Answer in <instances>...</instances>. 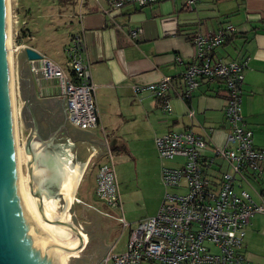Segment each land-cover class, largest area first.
I'll list each match as a JSON object with an SVG mask.
<instances>
[{
  "label": "crops",
  "instance_id": "crops-1",
  "mask_svg": "<svg viewBox=\"0 0 264 264\" xmlns=\"http://www.w3.org/2000/svg\"><path fill=\"white\" fill-rule=\"evenodd\" d=\"M184 1L165 0L141 6L127 2L119 8H111L106 0H80L75 7H72L74 2L70 7L67 3L63 5L69 10L57 15L56 23L64 24L68 20L70 26L63 40L61 38L60 48L65 49L71 35L80 36L85 45L89 77L94 84L96 124L85 129L66 121L56 79L45 78L40 71L30 69L24 46L49 59L39 44L29 41L33 33L22 32L20 41L17 40L18 45H23L16 47L12 56L17 130L25 139L32 132L28 107L36 122V133L42 140L62 124L53 135L52 143L58 142V146L69 149L76 161L87 154L95 156L82 172L69 206L67 195L58 193L51 204L55 213L49 212L51 220L58 216L59 230L51 229L62 236L64 264H110L108 255L125 249L128 233L136 221L156 212L163 184L159 178L161 161L153 143L155 136L182 130L201 134L208 142L201 149L202 159L212 156L215 146L224 144L223 92L218 85L200 81L189 97L181 96V73L192 61L191 40L195 32L210 34L227 25L234 28L233 34L228 35L230 37L216 47L213 54L223 61H245L239 93L240 112L244 125L251 130L253 145L264 147V0H237L235 3L197 0L191 10L184 9ZM218 1H224L222 7H215ZM54 16L44 15L43 18L51 29L50 17ZM50 27L46 25L49 31ZM135 28L139 29L138 34L130 38L128 33ZM23 37L29 39L25 41ZM47 38L50 39L49 35ZM164 77L169 78V87L159 97L148 90H135ZM163 104H167L169 110L163 109ZM190 110L192 114L188 115ZM105 142L110 149L111 163L113 167L116 165V170L113 169L119 183L120 209L108 207L93 195L96 168L108 159ZM180 162L181 159L175 157L164 164L176 166ZM227 169L224 159L214 157L204 174L215 181ZM259 170L258 175L246 170L242 177L235 176L232 183L234 190H246L254 202L264 201V161L260 162ZM147 194L156 196L145 214L135 216L131 206L133 199H142L146 207L143 198ZM60 195L65 201V215L56 213V200ZM119 216L123 219L121 222L116 219ZM70 219L81 234L70 225ZM82 237L84 246L77 253ZM240 251L248 264H264V214L250 216Z\"/></svg>",
  "mask_w": 264,
  "mask_h": 264
},
{
  "label": "built area",
  "instance_id": "built-area-1",
  "mask_svg": "<svg viewBox=\"0 0 264 264\" xmlns=\"http://www.w3.org/2000/svg\"><path fill=\"white\" fill-rule=\"evenodd\" d=\"M160 1L165 0H106L111 8H119L127 2L141 6ZM196 1L185 0L184 9L191 10ZM233 30L227 25L210 34L195 32L191 40L194 47L192 61L181 73L182 97H189L200 81L215 82L223 92L224 144L215 146L213 155L202 159L201 149L208 142L201 134L182 130L167 131L154 137V148L161 161V183L165 187H178L184 180L185 190L164 192L156 212L136 221L131 228L125 249L108 255L110 264H140L142 261L149 264H248L240 245L250 216L264 214V201L254 202L246 190H234L232 183L235 176L242 177L246 170L259 174L264 147L253 145L251 130L244 125L240 112L239 93L245 61H223L212 51ZM138 31L132 29L128 35L136 37ZM64 55L67 74L45 58L46 64L29 61L30 69L40 71L45 78L56 79L69 124L80 129L92 127L97 119L94 84L85 61V45L78 34L70 36ZM168 87L169 78L164 77L135 90H148L159 97ZM162 108L169 110L167 104ZM191 114L192 111H188V115ZM104 146L108 159L96 168L93 195L108 207L120 209L110 149L106 142ZM175 157L181 159L176 166L164 164ZM214 157L224 159L228 165L215 181L204 174L205 167ZM116 219L123 220L121 216ZM211 245L215 251L211 250Z\"/></svg>",
  "mask_w": 264,
  "mask_h": 264
},
{
  "label": "water",
  "instance_id": "water-1",
  "mask_svg": "<svg viewBox=\"0 0 264 264\" xmlns=\"http://www.w3.org/2000/svg\"><path fill=\"white\" fill-rule=\"evenodd\" d=\"M3 5L4 0H0V264H49L41 235L44 231H40L37 223L38 191L47 192L49 197L54 193H65L69 206L82 172L95 156L87 154L76 161L69 149L53 144L52 137L62 124L42 140L36 133V122L24 104L32 122V132L23 142L19 156L26 164L25 182L29 191L24 192L19 187L13 161ZM23 52L28 62H47L29 46H24ZM70 225L81 234L75 223ZM83 246L82 237L77 253Z\"/></svg>",
  "mask_w": 264,
  "mask_h": 264
},
{
  "label": "rangeland",
  "instance_id": "rangeland-1",
  "mask_svg": "<svg viewBox=\"0 0 264 264\" xmlns=\"http://www.w3.org/2000/svg\"><path fill=\"white\" fill-rule=\"evenodd\" d=\"M8 1H9L8 4H9L10 16H11L10 18V21H11L10 34L11 35L10 36H11V43H12V47H11L12 56L14 57V50L16 49V47L23 46L21 44L18 45V42L16 40L17 35L21 34L22 32L23 33L25 32L27 34L28 32L29 34L33 33V36L30 37L31 40L29 39V37L24 38L26 36L23 37V40L26 41V39H29L31 43L35 42L39 44L41 50L46 52L47 57L51 59L52 61H50L49 59L47 60H49L53 64H55L54 62H57L59 67L65 72L67 69L66 58L64 55V50L62 51L60 48V43H61V38L63 40V38L66 36V32L70 25H69L68 20H66L64 24H57L56 19H58L57 15H59L62 11L69 10V7L71 6L73 2L74 4L72 5V7H75L76 5L79 4L80 0H73V1H70V0H8ZM232 1L233 3H235L237 0H232ZM66 3L67 5H69V7L63 6ZM223 3L224 1H218V2H215L214 4H215V7H222ZM47 12H50V13H47ZM50 14L55 15L54 17H50V19L53 21L52 29L50 25L47 22H45V20H43V18H45L44 15H48L49 17ZM48 17H46V19H48ZM51 20H49L48 22H50ZM43 22L47 23L46 25L50 27L51 29L50 31L47 30L48 28H46V25ZM44 33H47V35H45L46 37H44ZM48 35L50 39L47 38ZM19 41H20V38H19ZM12 90H13V82H12ZM15 116L18 120V113L16 112V106H15ZM16 132H17V147L18 148L20 147L19 148V151H20L23 148L22 144L26 139L23 133H20L18 130H16ZM57 143H53V144H57ZM115 167L116 165L113 168L115 169ZM19 170L22 176V180L24 181L23 186L25 187L26 190H28V186L25 183L26 164L23 163L21 159L19 162ZM117 185H119V183H117ZM180 185L181 186H178V187H165L162 185L161 196L164 194V192H167V193L183 192L185 190L183 186L184 180H181ZM155 196L156 195H153V194H147L144 196L143 199L146 202V207L144 206L142 199L138 201L136 198H134L131 203L132 213L135 216L145 214V212H147L149 209L148 206L153 202V198ZM57 197L59 198L56 200V213L60 214L61 212H64L65 201L61 195ZM51 212L55 214L54 208H52ZM57 217L58 216H55V219L53 221L47 220V224L50 229L54 227L59 230L58 226L56 225ZM70 221L73 222V219H70ZM213 249H214V246L211 245V250Z\"/></svg>",
  "mask_w": 264,
  "mask_h": 264
},
{
  "label": "bare ground",
  "instance_id": "bare-ground-1",
  "mask_svg": "<svg viewBox=\"0 0 264 264\" xmlns=\"http://www.w3.org/2000/svg\"><path fill=\"white\" fill-rule=\"evenodd\" d=\"M8 0H4V23H5V50H6V71H7V91L9 95V102H10V118H11V137L13 142V161L15 166L16 172V179L19 187L24 191L28 192L23 186L22 176L19 170V148L17 147V132H16V116H15V105H14V97H13V90H12V43H11V34H10V10ZM51 68V67H50ZM26 183V182H25ZM40 197V206H39V213H38V227L40 231H44L42 235L44 246H45V253H46V260L49 264H64V245L63 239L61 234L55 230L50 229L47 224V220H51L53 217L50 215L51 212V204L53 203V198L55 193L52 197H49L47 192L38 191ZM64 195L65 193H58ZM46 202V203H45ZM71 202V201H70ZM48 205V206H47ZM66 213V212H65ZM64 213V215H65ZM62 216V218L64 217ZM61 222V221H60ZM46 238H45V237ZM75 242V235L73 236ZM68 243V241L66 242ZM75 248V246H74Z\"/></svg>",
  "mask_w": 264,
  "mask_h": 264
},
{
  "label": "trees",
  "instance_id": "trees-1",
  "mask_svg": "<svg viewBox=\"0 0 264 264\" xmlns=\"http://www.w3.org/2000/svg\"><path fill=\"white\" fill-rule=\"evenodd\" d=\"M221 28H222V27H221ZM230 34H231V33L225 35V37H224V39H223V42H222L221 44H223L224 42H226V40L228 39V37H230V36H228V35H230ZM232 34H233V32H232ZM21 36H23L22 33H21V34H18L17 37H16V40H18V38L21 37ZM212 51H214V49H213ZM210 90H211V89H210ZM263 194H264V193H263Z\"/></svg>",
  "mask_w": 264,
  "mask_h": 264
}]
</instances>
